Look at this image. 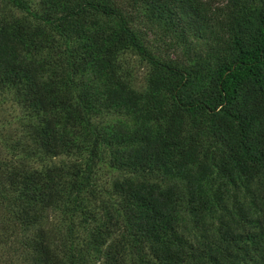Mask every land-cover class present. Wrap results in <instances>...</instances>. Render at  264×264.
<instances>
[{"label":"trees","instance_id":"trees-1","mask_svg":"<svg viewBox=\"0 0 264 264\" xmlns=\"http://www.w3.org/2000/svg\"><path fill=\"white\" fill-rule=\"evenodd\" d=\"M0 4V264H264V0Z\"/></svg>","mask_w":264,"mask_h":264},{"label":"rangeland","instance_id":"rangeland-1","mask_svg":"<svg viewBox=\"0 0 264 264\" xmlns=\"http://www.w3.org/2000/svg\"><path fill=\"white\" fill-rule=\"evenodd\" d=\"M221 0H215L216 4H219ZM1 9V4H0ZM123 70L128 71L131 80L136 87L142 88L144 81L147 77V69L145 64L136 56L126 55L123 57ZM23 117V111L15 105L11 97L7 101L0 99V159L7 160L11 157L12 146L20 140L21 136V119ZM59 162V160H57ZM41 168L40 164H37ZM99 189L102 194L100 199H105L104 192L111 188L114 176H108L106 171L101 169L98 174Z\"/></svg>","mask_w":264,"mask_h":264}]
</instances>
